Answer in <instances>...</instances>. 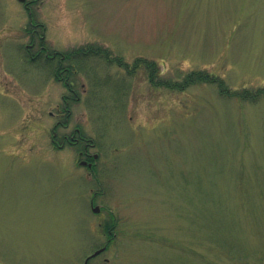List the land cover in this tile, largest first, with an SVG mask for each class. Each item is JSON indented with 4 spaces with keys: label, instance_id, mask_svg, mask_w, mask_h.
I'll return each mask as SVG.
<instances>
[{
    "label": "rangeland",
    "instance_id": "1",
    "mask_svg": "<svg viewBox=\"0 0 264 264\" xmlns=\"http://www.w3.org/2000/svg\"><path fill=\"white\" fill-rule=\"evenodd\" d=\"M28 8L0 0V264H82L99 246L88 204L97 187L73 149L53 143V127L59 141L78 127L94 142L106 200L134 228L120 224L118 249L92 262L264 264V95L155 87L141 70L91 57L96 68L74 77L79 100L56 116L66 90L52 77L55 61L34 55L41 34L50 53L94 43L128 62L156 61L162 78L204 69L234 91L264 89V0Z\"/></svg>",
    "mask_w": 264,
    "mask_h": 264
},
{
    "label": "flooded vegetation",
    "instance_id": "2",
    "mask_svg": "<svg viewBox=\"0 0 264 264\" xmlns=\"http://www.w3.org/2000/svg\"><path fill=\"white\" fill-rule=\"evenodd\" d=\"M33 1L34 0L31 1L22 0L25 9H29L28 8L29 4L30 2ZM29 13L31 12L29 11ZM29 22L32 26L39 24V23H33L32 17L29 18ZM37 39L38 41L39 39L43 40V35L39 34L37 36ZM31 45H34V42L31 43ZM42 48H43L42 45L36 43V51L34 52V55L38 56L39 54H41ZM46 52L48 53V51H45L44 55L49 56L48 59L51 58L52 62L55 61L52 69L53 79L56 82L60 83L66 90V94L62 95V102H63L62 108L60 109L58 108L56 116H61L63 115L62 112L68 111V105L70 102L68 98L72 99L73 102L79 100V97L77 95L75 96L76 89H75V79H74V77L80 72L78 69L84 68V70L86 69L85 71L88 72L91 68L94 69L96 68L94 64L93 66L87 64V60H86L87 58L92 57L102 62L117 63L115 61H108L107 58L102 55H64L62 53L63 51L62 52L53 51L51 55H48ZM111 56L115 57L116 55H111ZM82 61H83V67L80 66L82 64ZM76 66L78 68H76ZM118 68L120 69V66H118ZM122 71L128 74L126 70L123 69ZM132 74H128V75H132ZM121 93L123 94V91H121ZM68 114L69 113H66L64 117H66ZM59 124L61 126L66 125L63 121L57 120L55 122V127L58 126ZM52 141L55 145L59 147H62L66 144L73 149L75 153V161L77 162L79 167L86 169L88 177L92 178L90 180H93L94 185H96L97 187L96 190H92L88 204L91 211L98 216L97 222L95 224V231L97 230V234L99 237L97 240L99 241L98 243L99 246L84 257L82 264H110V263L112 264L113 263L112 260L107 256H104L101 262H92V260H94L97 256H99L104 252H108V251L112 252L113 249L115 248L118 249V234L119 232L122 233L124 227H128L129 225L126 222L120 223L122 218L118 215L117 208L115 206L112 207L111 205H109L106 200L107 197L109 196L107 195V190H108V187L106 186L107 183H105V181L102 180V177L104 175L103 164L99 162V154L90 151V149H92L94 146V142L88 137H86L85 134L78 127H74L71 134L63 135L61 141L56 139L54 127H53ZM97 195L99 196L98 197V200H100L99 203L97 202ZM120 224L123 226L122 230L121 228L118 229ZM131 229L134 230V228ZM97 250H99V252L91 256V254H93V252H96Z\"/></svg>",
    "mask_w": 264,
    "mask_h": 264
},
{
    "label": "trees",
    "instance_id": "3",
    "mask_svg": "<svg viewBox=\"0 0 264 264\" xmlns=\"http://www.w3.org/2000/svg\"><path fill=\"white\" fill-rule=\"evenodd\" d=\"M37 44L43 46L42 52L45 54L47 48L43 44V40L39 39ZM53 51L46 52L51 55ZM64 55H102L107 58L108 61H115L118 66L122 67L128 74H132L137 70L143 71L146 75L149 83L155 87H164L169 90H183L190 85L199 83H208L216 85L218 93L226 97H234L241 101L253 102L258 97L264 95V89H258L255 91L241 89L232 90L224 82V80L217 75H214L204 69L190 70L182 75L181 79L162 78L160 77V71L157 67L156 61L147 59L145 57H135L130 63L126 62L120 55L112 57V51L105 46L97 45L94 43H87L80 45L74 49L63 51Z\"/></svg>",
    "mask_w": 264,
    "mask_h": 264
},
{
    "label": "water",
    "instance_id": "4",
    "mask_svg": "<svg viewBox=\"0 0 264 264\" xmlns=\"http://www.w3.org/2000/svg\"><path fill=\"white\" fill-rule=\"evenodd\" d=\"M98 252H99V250H97V251H96L95 253H93L92 255H95V254H97ZM92 255H91V256H92Z\"/></svg>",
    "mask_w": 264,
    "mask_h": 264
}]
</instances>
